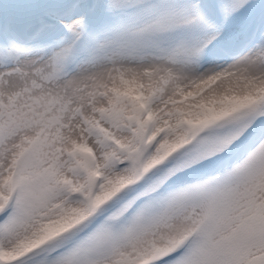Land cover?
I'll return each mask as SVG.
<instances>
[{
    "label": "snow or ice",
    "instance_id": "1",
    "mask_svg": "<svg viewBox=\"0 0 264 264\" xmlns=\"http://www.w3.org/2000/svg\"><path fill=\"white\" fill-rule=\"evenodd\" d=\"M0 264H264V0H0Z\"/></svg>",
    "mask_w": 264,
    "mask_h": 264
}]
</instances>
